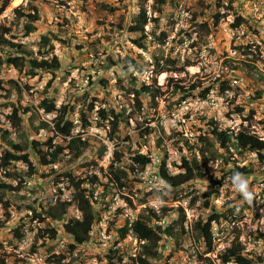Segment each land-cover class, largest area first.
Segmentation results:
<instances>
[{
    "label": "rangeland",
    "instance_id": "obj_1",
    "mask_svg": "<svg viewBox=\"0 0 264 264\" xmlns=\"http://www.w3.org/2000/svg\"><path fill=\"white\" fill-rule=\"evenodd\" d=\"M30 1H32V4L37 5L40 20L36 24V32L24 37L22 20L17 18L13 10L20 5L26 7ZM169 2L168 5L171 6V10L168 8L165 10L164 20L159 26L162 30L170 31L169 39L166 43L157 44V42L152 40L151 36H148L145 40L146 51H142L132 43L137 38V35L128 32L126 28L141 7L146 10L149 17L157 15L152 7V0H34V2L33 0H20L17 5H15L16 3L13 0L9 7L0 15V25L10 29V34L5 37H13L14 43L24 45V48L28 51L36 52L42 35H55L60 40L53 41V53L60 61L61 67L54 74L41 73L38 77L29 78L11 67L4 66L0 70V80L5 83L4 92H0V110L9 112L11 110L10 103H19L23 107L34 108L35 110L41 100L48 96L54 101L56 108L65 104L73 106L74 109L69 118L73 122L76 121L75 123H78V119H80V111L87 109L91 103L93 104L92 110L84 115V118L86 117L88 120H91L95 111L103 107V105L106 107L108 105L115 106L119 111L125 110L124 121L127 123L134 116L136 124L145 123L147 119H154L156 109L153 111L146 109L142 114L131 113L133 99L119 89L117 81L119 79L122 80V84L125 86L126 81L134 77L138 82L145 81L149 83L151 72L147 64L151 63V58L154 55L159 57L176 55L177 53H180V55L184 54V56L189 55V51L185 48L187 43L191 42L190 39L183 46L173 49L170 40L173 39L178 30L185 28L188 29V33H191L192 40L197 38V34L198 37L200 34H205L204 31L200 33L199 28L196 27L197 25L194 28L190 25L189 21L193 12L198 14L203 12L204 17L201 15V17H198V15L197 21L206 20L210 25L213 23L212 18L209 17L211 12L200 6L197 0H169ZM181 3L189 12V18L186 20L179 17L178 6L174 8L176 4L180 5ZM110 9H113V11L110 12ZM172 14L178 19L173 31H171L172 28L169 25V19ZM225 24L226 22L219 20L216 26L211 27L212 29L207 34L206 42L207 46L213 48L214 54L205 55L203 52L199 60L194 59L197 65L187 70V80L193 81L198 77L206 84L213 82L224 73L226 75L230 74L229 71L223 69L221 61H219L222 54L225 53L226 55L231 46L229 44L228 27ZM256 25L262 27V35H264V18L258 20V22L256 21ZM122 27L123 29L121 30ZM152 27L153 23H148L144 27L145 33L149 34ZM124 57L137 60L145 68L144 71L147 72L140 75L136 69H123L121 61ZM242 73L240 76L242 89L234 90L236 92L241 91L240 101L246 107L245 109L248 110L254 107L255 103L249 100L248 96L250 95V99L255 96L256 87L249 84L252 83V79L245 74L246 72ZM166 77L169 76L167 74L160 75L157 80L158 85H163ZM10 80L21 88L19 95L16 91L11 95L8 94L11 91L9 87L13 86V84L8 85L7 82ZM101 80L107 82V85L102 86L99 83ZM49 81L51 86L46 90V84ZM214 91L217 93L218 88H215ZM219 103H217L218 106H205L201 110L193 105L196 111L192 110L191 118L185 125L193 132L198 133V129L204 127V123L208 121L207 118H223L226 108L219 105ZM261 103L260 105H263V102ZM199 111L202 116H196ZM180 113L179 111L178 114L181 118ZM53 117V114L46 115L42 110L37 111V114L31 112L23 117L18 130L7 129L9 136L6 139L12 145H20L25 152L30 154V161L37 172L31 177L27 176L28 169L21 163H16L15 168L11 170L22 174L25 182L20 192H6L4 200L10 203L7 210L0 204V249L5 243H17V238L11 232L17 228L24 232L22 239L24 243L18 254L12 253L7 256L6 264H49L48 259L57 253L64 255L66 264H109L105 255L110 250L113 251L114 245L118 240V229L123 225L119 209L111 215L107 214L106 232L110 235L108 241L104 240L100 235V228H93L89 241L70 251L68 244L72 243V240L64 232L62 222H51L48 225L57 231L56 240L35 239L38 227L41 228L43 224H36L32 221V216L25 207L29 203H33V201H36V204L39 205L48 202L52 197L53 185L58 176L62 177L67 172H70L75 177L85 176L90 170V165L97 159L103 140L107 137L106 130H101L93 125L86 135L89 145L80 159L73 161L70 157L63 156L56 167L40 166L37 158L29 150V142L35 140L43 143L48 138H52V132L48 128H42L40 123H49ZM155 121L159 122L158 119H155ZM137 129L131 127V132L127 133V127L124 123L123 127H121V132L117 134L120 137L118 139L123 142L124 140L121 139L128 136L130 147L138 145L140 143V131L138 132ZM168 129L172 131L173 128ZM4 130L6 129L0 126V153L6 148L5 142L2 140ZM35 131L38 132L35 134ZM57 143L58 141L56 140ZM181 153L191 154L187 149H183ZM238 159L241 164L249 165L254 170L253 174L245 179L248 182V188L252 193L255 205L254 209H244L235 224H233L234 222L229 223L228 220L222 223L220 229H217L216 226L214 227V236L216 238L215 253L226 246L233 237L239 235V240L244 246L246 253L264 257V244L261 241L257 242L254 240L255 231L264 232V211H258L262 213L260 218H257L255 214V209L264 200V169L262 168L264 164L259 163L257 158L251 153H246L242 157H238ZM221 166L220 160L208 162L206 169H202L204 172L202 180L194 181L182 187L180 191L185 193V201L188 202L184 206L186 207L184 220L178 212L173 210L177 208L171 206L170 201L166 202V204L156 203L158 208L164 206L170 209L163 220L158 222V225L164 228L175 221L178 224L174 228V235L171 238H166L165 235L160 241L158 257L152 259V263L202 264L199 260V255L204 253L206 247L202 242L196 240L190 229L186 230V226L192 225L197 218L205 220L211 213L209 209L203 207L202 201L204 200L202 195L207 191L208 180L220 176ZM4 181H9L13 186H16L19 180L6 179L0 169V183ZM135 189L137 188L135 187ZM218 193L217 198L210 200V204L215 207L216 211L222 212L229 203L239 206L244 205L243 197L232 187L225 186L218 190ZM142 197L146 198L145 193L140 190V195L135 199L136 205L140 204L138 199ZM168 197L171 198L172 196ZM194 197H197L198 200L192 203ZM146 199L150 201L154 198L153 196H147ZM120 203L119 201L116 205ZM131 206L136 215L141 213L142 209L139 210L136 206ZM161 208L160 211L162 210ZM7 214L9 218H7ZM68 216L70 214L63 221L70 219ZM181 226L183 227V233ZM43 241L45 242L44 245H42ZM62 245H65V247L62 248ZM131 251L127 249L120 252L124 256L122 264H128V256L126 254L130 255ZM215 253L205 256L214 258ZM1 260L2 258L0 259V264Z\"/></svg>",
    "mask_w": 264,
    "mask_h": 264
},
{
    "label": "trees",
    "instance_id": "obj_2",
    "mask_svg": "<svg viewBox=\"0 0 264 264\" xmlns=\"http://www.w3.org/2000/svg\"><path fill=\"white\" fill-rule=\"evenodd\" d=\"M222 1L223 0H197V3L200 6L211 12L209 17L212 18L213 23L210 25L206 20L197 21L198 17L203 16V12H200L199 14L197 12H193L189 22L193 28L197 25L196 27L199 28L200 33L204 31V35L200 34L198 37L197 34V38L192 40L191 33H188V29L185 28L178 30L173 39L170 40L173 49L175 47L178 48L183 46L190 39L191 42H188L187 47L185 48L189 51V55L184 56V54L180 55V53H177L176 55H168L166 57L154 55L151 58V63L147 64L148 69L151 72L149 83H146L145 81L138 82L134 77L127 80L125 86L122 84V80L119 79L117 81L119 89H121L123 93L128 96H131L133 99V105L131 106L132 114H142L146 109L151 111L155 110L158 107L159 100H164L165 106L167 108H171L186 99H206L209 93L214 91L215 88H218V95L223 97L226 91L231 90V87L229 86L231 81L234 80V78L240 79V76L243 74L242 72H246L245 74L252 79V83L249 84L256 87V91H254L255 96L250 99L255 103V109L262 104L261 102H263L264 105V76L258 73L255 69H243L242 67L231 66L232 69H229V75L224 73L221 76H218L219 78H216L213 82H208L206 84H204L203 80L198 77H196L193 81L187 80L188 68H192L197 65L195 60H199L203 52L205 55L214 54L213 48L207 46L206 37L208 32L211 31V27L216 26L221 18L220 8ZM11 2L12 0H0V15L9 7ZM169 3V0H152V7L157 13L155 17H149L143 7H141L137 14L133 16L130 25H128L126 29L128 32L137 35V38L132 41V43L139 50L146 51L147 47L145 40L148 36H151L152 40L157 42V44L166 43L169 39L170 31H165L159 28L164 20L165 10L167 8L171 10V6L168 5ZM228 3L234 18L233 27L248 25L249 21H251L249 20L250 17L247 16L245 18L242 16L240 11H235L236 9L234 7L232 9L234 0H228ZM176 6L178 5L176 4L174 8ZM104 8L106 7L104 6ZM112 11L113 9H110V12ZM13 12L17 15L19 20H22L24 37L36 32V24L40 20L37 5L32 4V1H30L26 7L20 5L16 7ZM175 18L176 17L172 14L169 19V25L172 28L171 31H173L175 24L178 22V19ZM148 23H153V27L149 34H146L144 27ZM122 29L123 27L121 30ZM9 34V27L0 25V70L4 66L11 67L29 78L38 77L41 73L54 74L60 70V61L53 53V41L60 40L55 35H42L39 39L37 51L32 52L26 50L24 45L14 43L13 37H5ZM253 34L258 35L259 33L258 31L253 30ZM225 56L226 55L224 53L219 58V61L222 60V66H226L229 63V60H225ZM121 63L123 64V69H136L140 75L147 72L144 71L145 68L133 58L124 57ZM163 74H184L185 77L174 78L169 76L166 77L163 85H158V77ZM185 82L188 84H185ZM7 83L8 85L13 84V81L10 80ZM99 83L102 86L107 85V82L103 80ZM4 84L5 83L0 80V92H4ZM50 86L51 82L49 81L46 84V90H48ZM9 88H11V91L8 92L10 95L14 91H16L18 95L21 93V88H19L17 84H13V86H10ZM45 93H47V91H45ZM10 104L11 111L7 118L11 124V130L16 131L20 128L23 117L26 114L31 112L37 114V111L42 110L46 115H55L52 120L53 127H49L47 123H40L42 128H48L49 131L52 129L55 136L71 138L66 142L65 146L53 145V138L51 137L43 143H39L35 140L30 141L29 150L31 151V154L37 158L40 166L55 165L59 163L60 158L64 156L65 150H67L73 161L78 160L87 149L89 144L72 134L75 126L73 121L70 120L69 115L74 109L73 106L65 104L56 108L54 101L48 96L41 100L39 105L35 107V110L34 108L23 107L19 103ZM229 106L230 114H242V112H244V107L236 105L234 100L230 101ZM92 108L93 104L91 103L87 109H82V111H80L79 118L82 122H84V115L91 111ZM97 114L101 120L108 122L111 128L109 137L113 138L118 136L117 134L121 132L120 125L122 123H126V121H124L125 110L119 111L115 106L108 105L106 109H99ZM253 115L254 110L248 113L247 119L250 121ZM108 116H110V118ZM207 119L208 121L204 123V127H200L198 129L199 146H190L184 139L179 140V142H175V146L178 150H180V152H183V149H187L191 152V154H183L181 165V168L184 171L183 173L171 176L163 168L160 169L159 175L166 185L162 200L167 201L169 198L168 195L173 194L174 196H177L179 191L182 190V187H185L194 181L202 180V169H206L207 163L210 161L215 162L216 160H220L222 165L220 169V176L210 178L208 180L207 191L202 195L204 200L202 201V205L205 209H209L211 213L205 220L197 218V220L191 225V231L196 240L202 242L206 247L204 253L199 255V260L202 264H264V257L256 254L251 255V253L249 255L245 252V248L239 240V235L233 237V239L226 246L215 253L216 238L214 236V227L216 226L217 229H220L222 223L227 222L228 220L229 223L234 222L233 224H235L244 209H254L255 201L253 199H251V201L243 199V206L229 203L230 206L229 204L225 206V209L222 212L216 211L215 207L210 204L211 199L218 197V190L224 188L225 186L232 187L230 177L233 172L238 171L242 173L245 178L253 174V168L249 165L242 166L238 157L240 158L246 153H254L258 162L264 164V141L261 140L260 137L252 135L250 131L244 127H241V129H239L236 133L231 131V134H227L226 132L217 129L213 119ZM262 123L264 124V118ZM147 131L148 130L146 129L142 133H147ZM37 132L38 131H35V134ZM142 133H140V135H142ZM8 136L9 132L4 130L2 140L5 142L6 148L0 153V169L4 171V177H6V179L13 178L15 180L18 179L19 181L16 186H13L9 183V181L0 183V204L5 210H7L10 206V203L4 200L6 192H20L25 182L24 178H22V174H18L16 171H11L15 168V164L21 163L25 165L28 169L27 176L29 177L35 175L37 172L36 168L30 161V154L25 152L20 145L10 144L11 142L6 139ZM118 138L120 137L118 136ZM128 140L129 137H126L123 143ZM102 153L103 147L99 149L98 156L102 155ZM130 153V148L126 147L124 144L123 146H120L119 149H116L114 152L113 162L121 163L125 159L127 161L121 163L118 168H114L113 165L110 164L106 170V175H103L105 178H111L114 182H116L118 189L126 187L123 179L126 178L134 165L145 167L150 163V160L144 156ZM196 153H198L197 156L199 159L196 156ZM63 175L68 179L74 189L72 200L81 213L80 219L70 218L62 225L64 232L72 240V243L68 244V248L70 251H73L77 246L85 244L89 241L92 227L98 220V213L92 205L91 199V194L95 189V185L102 186V188L106 190L103 193V197L110 192L111 188L109 187V183L104 184L97 178L96 175H91L88 177L87 181L83 179L75 181L69 173H64ZM85 183L88 186H86ZM88 183L93 186H90ZM135 187L138 188L136 185ZM153 194H160V192H153L152 195ZM145 196L147 198L148 194H145ZM146 198H139V203H147ZM197 200L198 198L194 197L192 199V203ZM69 205L70 204L66 202L51 204V200H48V202L41 203L40 205L36 204V201H33V203L31 202L27 205V207H25V209L31 213L32 221L37 220L40 224H43L41 228L38 227L37 229L35 235L36 240H45V238H47L49 241H53L56 239L57 231L48 225L50 222H60L64 220L68 212ZM161 209L162 210L158 214L151 209H145L137 215L132 224L131 231L139 242L140 250L134 257L128 258V264H154L152 263V259H156L158 257L160 241L165 237V235L166 238H171L174 235L173 231L178 224L177 221L164 228L161 225H158V222L162 221L170 211V209L164 206H162ZM173 210L178 212L184 220L185 216L182 209L177 208ZM255 210L256 217H262V213H259L258 211H264V202H261ZM7 218H9L8 214ZM182 226L181 231L183 233L184 231ZM128 231L129 229L127 226L122 227L119 230L120 238L123 239ZM11 232L18 241L22 240V230L16 228ZM254 240L257 242L261 241L264 244V232L255 231ZM140 242L144 243L141 244ZM44 244L45 242L43 241L42 245ZM33 249L35 248L33 247ZM213 253H215V258L205 256ZM105 257L109 264H122L124 256L116 250H110ZM64 259L65 257L63 255H52L48 259V262L51 264H66L63 262ZM3 262L4 261L2 260L1 263Z\"/></svg>",
    "mask_w": 264,
    "mask_h": 264
},
{
    "label": "built area",
    "instance_id": "obj_3",
    "mask_svg": "<svg viewBox=\"0 0 264 264\" xmlns=\"http://www.w3.org/2000/svg\"><path fill=\"white\" fill-rule=\"evenodd\" d=\"M233 7L236 9L235 11H240L242 16H244L245 18L247 16L250 17L249 20L251 21H249L248 25H239L233 27L234 18L232 10L229 7L228 0L222 1L220 8V20L222 22H226L225 25L228 27L229 44H231V46L229 47L225 56V60H229V63L226 66H222L221 64V66L223 67V69H225V71H229V69H232L231 66H238L242 67L243 69H255L258 73L264 76V35H262V27L256 25V21L258 22V20L264 18V0H234L232 9ZM178 10V14L181 19L186 20L187 18H189V12L182 3L178 5ZM253 30L258 31L259 34L254 35ZM247 32L249 33V35ZM220 61L222 62V60ZM189 69L190 68H188V70ZM168 76H172L174 78L185 77L184 74H171ZM240 80L241 79L234 78V80H232L229 84L231 90L226 91L223 97L219 96L218 92L215 93V91H211L206 99H186L179 104L172 106L171 108H167L165 106L164 100H159L158 107L155 111L156 113L154 114V119H147L145 123L136 124V122H134L135 116L133 118L131 117L128 120V123H125V126L127 127V133L131 132V127L138 128L137 131H140V133H142L146 129L148 130L147 133H142V135L139 134L140 143L138 145H135L134 147H130V140L123 143L118 139V136H115L113 138L109 137L111 128L108 122L101 120L97 114V111L99 109H106L105 105L95 111L91 120H88L85 117L84 122H82L81 119H78V123H75L76 121L73 122L75 128L72 131V134L73 136L79 137L82 141L87 142L86 135L93 127V125L101 130L107 131V137L105 140H103V143L101 145V148L103 147V153L93 161V164L90 165V167L88 166L90 168L88 173L85 176L78 177H75L70 172L67 173H69L75 179V181L82 179L87 181L88 177H90L91 175H96L97 178L100 179L104 184L109 183V187L111 188V190L108 194H106L105 197H103V193L106 190H104V188L99 185H95V189L91 194L92 205L95 207L96 212L98 213V220L93 225L92 230L93 228H100V235L104 240L108 241L110 239V235H108L106 232L107 214L111 215L113 212L119 209L121 213L119 214L123 225L118 229V240L115 243L113 250H116L119 253L124 250L126 251L127 249L132 250V253L130 255L126 254V256H128L127 258L134 257L140 250L139 242L131 231L132 224L137 217V215L132 210L131 205L136 206V208L139 210L151 209L158 214L161 207H156V203L166 204V202L170 201L171 206L180 208L183 212L186 210V207L184 206H186L188 202L185 201V193H182L181 191H179L177 196L171 194L172 197L168 198L167 201L162 200L166 185L159 175V171L161 168H163L171 176L184 172L181 168L183 154L175 146V141L179 142L180 139H184L190 146H199L198 133L193 132L187 125H185V123L191 118L192 110L196 111L194 106L198 107L201 110L205 106H215L218 102H220L219 105L226 108L224 117H214V119L211 118L213 119L214 124L217 126L218 130L224 131L227 134H231V131L236 133L237 131H239V129H241V127H244L247 128L252 135H256L264 141V124L262 123V120L264 118V105H260L256 109L255 106L248 110L245 109L246 107L240 101L241 91L236 92L234 90L242 89V83ZM248 98L250 100V95L248 96ZM231 100H234L236 105L244 107V112H242V114L229 113V103ZM252 110H254V115L249 121L247 119V115ZM10 111L7 112L0 110V126L6 130L11 129V124L7 118V116L10 114ZM179 111L181 112V118L178 114ZM198 113L199 114H197L196 116H202V113L200 111ZM54 117L52 118V120L54 119ZM108 117L110 118V116ZM155 119H158L159 122H156ZM52 120L47 123L49 127H53ZM181 121L183 122L182 124ZM123 124L124 123H122L120 127H123ZM139 126L141 127L139 128ZM168 128L173 129L171 131ZM51 132L53 134V145L65 146L66 142L71 139L70 137L64 138L61 136H55V133L52 129ZM126 137H124V139ZM56 140L58 141L57 144ZM121 144H124L126 147L130 148V154H138L144 156L145 158L150 160V163L145 167L134 165L133 168L129 171L126 178L123 179L126 187L118 189L116 182H114L111 178H105V176L103 175H106V170L110 164H112L114 168H118L121 163L127 161L125 159L121 163L113 162L114 152L116 149H119L120 146H123ZM251 154L256 157L254 153ZM197 155L198 153H196V156ZM67 156L70 157L67 150H65L64 157ZM56 165L57 164L48 166L56 167ZM241 165L246 166L245 164ZM262 168L264 169V167ZM2 172L4 173V171ZM88 184L90 185V183ZM135 184L139 186L134 190ZM140 190H142L145 194H148V196H153L154 199L150 201L147 200V203L136 205L135 199L140 195ZM52 192V197L50 199L51 204H55L57 202L69 203L70 205L65 217L70 214V216H68L69 218L80 219L81 213L72 200L74 189L69 183L68 179L64 177V175H62V177H57L54 182ZM153 192H160V194L152 195ZM119 201L121 203L119 205H116ZM262 202H264V200ZM33 221L36 224H39L37 220ZM60 222H62L63 225L65 221L62 220ZM124 226H127L129 231L126 236L121 239L119 230ZM188 229L191 230L190 224L189 226H186V230ZM45 239L48 240L47 238ZM23 243V240H17L16 244L10 242L5 243L0 249V259L2 258V260L4 261L1 264H6V258L8 255L12 253L18 254L20 248L23 246ZM140 243L143 244L144 242ZM64 247L65 245H62V248ZM61 254L57 253L53 255L60 256ZM1 256H3L4 258ZM63 262H65V259Z\"/></svg>",
    "mask_w": 264,
    "mask_h": 264
},
{
    "label": "clouds",
    "instance_id": "obj_4",
    "mask_svg": "<svg viewBox=\"0 0 264 264\" xmlns=\"http://www.w3.org/2000/svg\"><path fill=\"white\" fill-rule=\"evenodd\" d=\"M232 187L240 193L244 200L251 201L252 193L249 191L248 182L242 173L236 171L230 177Z\"/></svg>",
    "mask_w": 264,
    "mask_h": 264
},
{
    "label": "bare ground",
    "instance_id": "obj_5",
    "mask_svg": "<svg viewBox=\"0 0 264 264\" xmlns=\"http://www.w3.org/2000/svg\"><path fill=\"white\" fill-rule=\"evenodd\" d=\"M13 1V0H12ZM20 0H14V3H16L15 5H17L19 3Z\"/></svg>",
    "mask_w": 264,
    "mask_h": 264
}]
</instances>
